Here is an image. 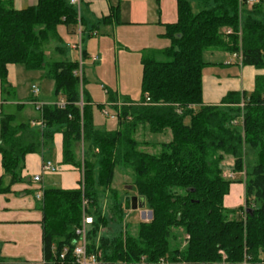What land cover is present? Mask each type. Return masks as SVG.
<instances>
[{"label": "trees", "instance_id": "16d2710c", "mask_svg": "<svg viewBox=\"0 0 264 264\" xmlns=\"http://www.w3.org/2000/svg\"><path fill=\"white\" fill-rule=\"evenodd\" d=\"M176 1L178 19L166 24L162 35L169 46L154 51L159 59L142 58L139 101L129 98L120 109L116 105L118 128L104 129L95 123L84 72L82 77L75 73L89 54L82 46L81 61L67 58L58 27L81 26L83 41L99 25L113 22L119 5L93 22L84 7L79 14L69 0H38L23 9H16L13 0H0L2 91L11 86L9 66L24 64L48 70L54 94L66 101L64 107L43 106L37 131L27 123L13 124L11 117L2 119L4 175L18 179L25 154L41 151L56 132L64 138L63 162L82 170L81 187L44 190L43 264H59L63 248L73 250L84 212L94 217L88 250L100 264H264V75H256L251 92L230 91L219 104L203 98L209 52L237 53L242 65L264 68V0ZM53 41L61 59L48 56ZM107 94L108 101H117L116 93ZM141 129L155 136L169 133L170 139L140 141ZM82 141L86 147L79 157L75 145ZM246 151L252 161H246ZM227 156L234 159L233 171L243 174L245 204L238 208L224 205L235 181L224 176ZM117 165L130 171L133 189L152 217L139 222L135 232L126 224L117 236L99 237L107 225L103 198L111 217L122 216L124 203L111 186ZM7 190L0 180V193ZM0 264L21 263L0 256Z\"/></svg>", "mask_w": 264, "mask_h": 264}, {"label": "rangeland", "instance_id": "374dc122", "mask_svg": "<svg viewBox=\"0 0 264 264\" xmlns=\"http://www.w3.org/2000/svg\"><path fill=\"white\" fill-rule=\"evenodd\" d=\"M112 1L122 7L120 19L136 21L139 16H142V14H138V11L142 8L144 0ZM148 2L149 8L158 9L156 0H153L152 3L150 0ZM192 4H194V0ZM83 13L85 14L84 9ZM159 30L153 27L147 31V28H142L137 24H127L120 25L117 30L106 31L104 25H99L94 36H83L82 46L89 54L82 62L85 77L84 87L92 99L94 120L99 128H118V120L111 117L116 112L115 106L118 105L120 109L124 101L129 98L133 101H139L143 72L142 58L152 57L159 59L161 55L155 52L166 48L170 44L167 38L163 40L157 38ZM58 31L63 39L62 44L66 48L67 58L78 60L79 53L73 47L79 41L78 34L75 32V34H67L63 25L58 27ZM161 31L163 32L164 30L162 29ZM48 45L47 53L49 58L53 60L61 59V52L53 48L57 45V42L53 41ZM94 56H97V59H94ZM210 56L209 53L206 54V60L216 61ZM47 71L45 69H29L24 64H13L8 76L12 89L7 93L4 92L0 100V127L1 121L5 117H11L13 124H29L32 120L38 122L41 119V111L37 102H42L41 99L44 98L49 99L54 93V81L47 76ZM34 86L39 90L36 96L33 94ZM108 91L116 93V102L108 101V104ZM101 104L102 106H99ZM34 128L38 130L40 125L37 124ZM137 138L140 141H167L170 139V135L168 133L167 135L155 136L141 129L137 134ZM84 145L86 147V143L83 141L75 145L76 154L79 157L80 149L84 148ZM145 148L150 151L153 150L151 147L146 146ZM245 155L246 161H252V154L246 151ZM233 161L234 159L231 156L226 157L223 162L224 176L232 180L237 177L242 178V173L234 174ZM111 186L119 192L124 208L122 216L111 217L109 211H107V199H102L101 208L103 215L107 218V225L101 228L99 237L101 235L117 236L125 229L126 224H131L130 230L135 232L139 222L148 220L147 217L145 219L142 217V212L147 211V208L144 210L145 206L137 209L125 208L126 198L132 199L135 197L138 201L141 199V196L137 195L133 189V179L129 170L117 165L114 168Z\"/></svg>", "mask_w": 264, "mask_h": 264}, {"label": "crops", "instance_id": "0c3cea01", "mask_svg": "<svg viewBox=\"0 0 264 264\" xmlns=\"http://www.w3.org/2000/svg\"><path fill=\"white\" fill-rule=\"evenodd\" d=\"M13 1L16 9L33 6L38 2V0ZM148 1H143V6L138 11V14H142V16H139L136 21L120 19L122 7L119 4H115L112 0H82V3L85 14L92 21L108 16L112 7L119 5L116 19L111 23L101 24L104 25L106 31L117 30L120 25L137 24L142 28H147V31L153 27L160 29L157 33V38L163 40L165 39L162 36L165 33V25L175 23L178 19L177 1L160 0L158 3L156 0L158 9L149 8ZM150 2L152 3L153 0H150ZM65 28L67 34H75L74 32H77V28ZM161 28L164 30L163 32ZM209 55L216 61H210L211 65L205 68L203 74V98L206 104H219L222 98L230 91L251 92L254 89L256 75H264V68L245 66L235 59L232 60L231 64H228L227 62L231 59V56L226 52L213 51L209 52ZM219 63H223V65H219ZM11 68H13V64L9 66L8 76ZM11 87H8L5 93L11 91ZM2 94H4V91H2L0 81V100ZM62 98V96H57L53 93L49 99H41V103L43 105L55 103ZM39 110L42 112L41 109ZM40 121L41 119L38 122L32 120L29 123L30 128L37 131L34 126ZM63 143V134L56 132L53 141L49 145L44 146L41 151L25 154L19 166V178L15 181H13L11 176L4 175L2 155L0 154V180H3L4 186L8 187L7 191L0 193L1 257L7 260H16L21 264L44 263L43 212L41 210L43 197L37 199L36 191L39 189L44 191L47 187L75 189L81 187L82 182V170L72 164L63 162ZM46 161L52 162L58 168V171L55 173L44 171L43 165ZM234 174L236 173L234 172ZM36 175H40L41 179L39 181L34 180ZM240 178L237 177L231 183L229 193L224 197V205L228 208H238L245 204V184L240 181ZM137 204L139 205V201Z\"/></svg>", "mask_w": 264, "mask_h": 264}, {"label": "built area", "instance_id": "2783aa9c", "mask_svg": "<svg viewBox=\"0 0 264 264\" xmlns=\"http://www.w3.org/2000/svg\"><path fill=\"white\" fill-rule=\"evenodd\" d=\"M70 4L76 6L79 14L82 9L83 3L82 0H69ZM255 0H247L248 4H253L255 3ZM79 36V41L78 43H75L73 45L74 48L77 49L79 53V59L81 61V52H82V31H81V26L77 27V32ZM226 33H231V29H227ZM241 59V55L234 53L231 57V59L228 62H232L233 59ZM94 59H97L95 56ZM82 64V61H81ZM77 75L82 77L83 74V68L82 65L79 68V70L75 71ZM39 93V90L36 86L33 87V94L36 96ZM264 99V96H263ZM147 100L149 101L150 98L148 97ZM59 107H64L66 104V101L64 98L59 99L57 102H55ZM38 108L42 110L43 108V103L37 102ZM83 104V102L81 103ZM112 118H115V115H111ZM43 125L42 120L40 123ZM43 170L51 173H55L58 171V168L50 161H46L43 165ZM41 179L40 175H36L34 177L35 181H39ZM43 189H39L36 193V198L41 199L43 197ZM84 204H87L85 201ZM94 223V217L87 212H84L82 215V221L80 225L75 227V244L73 246V250L70 252L69 247H64L62 252L59 255V264H100L99 258L95 253H90L88 250V232L90 229V226ZM70 253L71 259L68 258V255Z\"/></svg>", "mask_w": 264, "mask_h": 264}, {"label": "water", "instance_id": "95a60500", "mask_svg": "<svg viewBox=\"0 0 264 264\" xmlns=\"http://www.w3.org/2000/svg\"><path fill=\"white\" fill-rule=\"evenodd\" d=\"M138 200L134 197V198H126V202H125V208L127 209H137L138 206L140 208H143L145 206V201L144 198L141 197V199L139 200V205L137 204ZM142 217L145 219L147 217V219H150L152 217V211H143L142 212Z\"/></svg>", "mask_w": 264, "mask_h": 264}]
</instances>
